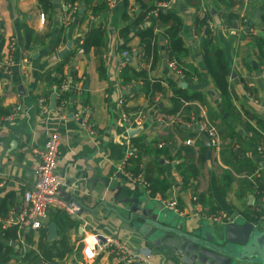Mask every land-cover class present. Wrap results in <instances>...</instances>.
<instances>
[{
  "label": "crops",
  "instance_id": "obj_1",
  "mask_svg": "<svg viewBox=\"0 0 264 264\" xmlns=\"http://www.w3.org/2000/svg\"><path fill=\"white\" fill-rule=\"evenodd\" d=\"M50 1L53 6L45 8L40 0H0V113H9L17 104L23 109L13 121L0 125V218L6 216L1 211L3 204L8 213L14 205L20 204L24 191L34 184L39 161L34 150L43 147L52 133H57L60 139L61 150L56 163V175L63 179L60 193L66 199L76 200L82 209L78 218L65 212L71 225L64 228L63 212L60 215V209L50 208L47 226L55 223L57 239L49 240L47 227L20 232L12 243L19 253L5 264H41L23 260L22 253L38 251L42 239L49 244L58 245L63 241L66 245L62 258L54 256L57 264H120L111 251L91 261L82 259L84 240L96 239L95 235L121 240L139 256L148 258V264H181L177 260L167 261L165 252L145 241L126 221L127 209L133 205L130 199L143 200L147 195L157 205L164 206L176 226L183 224L188 230H196L206 223L211 226L228 223L209 219L221 212L232 218L247 219L256 207L264 209V203H260L253 191L245 193L241 187L243 177L256 179L254 173L258 168L261 176L264 172L258 143L246 128L249 125L259 129L256 116L264 122V57L257 40L264 42L261 18L264 0H195V4L171 0L169 8L178 11L183 21L186 53L182 63L187 68H195L198 74L181 79L169 67L166 40L160 37L162 57L149 70V77L161 78L165 91L153 100L146 97L141 83L126 84L120 77L128 63L136 70L150 65L143 57V43L138 35H119V29L128 23L123 19L126 8L122 0H109L111 9L97 17L92 16L85 3L97 5L101 0H80L76 11H70L62 0ZM129 1L127 12L133 18L139 2ZM232 12L238 17L245 14L248 23L242 25L237 18L233 27L224 24L223 14ZM205 15L213 23L210 29L214 48L223 51L228 59L230 74L226 79L232 92L229 109L223 108L222 98L203 62L204 36L196 32L195 20ZM150 23L146 21L141 28ZM99 25L105 30L104 44L80 52L82 39L91 26ZM165 29L158 27L155 31L160 36ZM122 43L130 47L126 55L120 50ZM9 55L15 61L12 66L3 62ZM66 57L63 72L68 82L65 92L70 99L60 114L56 107L61 104V95L53 89L54 85H49L48 79L58 75L57 69ZM170 77L181 87L203 94L204 102L184 101L176 114L167 113L174 95L168 86ZM40 96L49 100L48 113H42L39 108ZM121 98L125 99L123 105ZM195 105L198 109L188 114L187 108ZM201 107L220 131L221 149L208 145L206 134L197 124L186 125L193 113L199 114ZM85 108L91 112L90 130L76 117V113ZM122 112L132 117V125L123 120ZM210 113L216 114L214 119ZM262 133L264 135V128ZM188 140L192 144H187ZM128 141L139 145L138 154L142 151L143 175L155 184L154 195L149 188L132 182L122 173ZM231 150L258 165L253 175ZM171 199L177 202L180 212L168 208L166 202ZM157 208L154 206V212L159 210ZM3 231L0 222V239ZM25 233H29L31 239ZM20 236L25 237L24 244L19 241Z\"/></svg>",
  "mask_w": 264,
  "mask_h": 264
},
{
  "label": "trees",
  "instance_id": "obj_2",
  "mask_svg": "<svg viewBox=\"0 0 264 264\" xmlns=\"http://www.w3.org/2000/svg\"><path fill=\"white\" fill-rule=\"evenodd\" d=\"M42 5L45 8L52 7L53 4L50 0H40ZM65 4L71 5L70 11L73 10V6H75L80 0H62ZM139 2V8L135 13V16L132 18L130 14L127 12V8L130 6L129 0H122L121 4L126 8V11L123 13V19L128 21V23L122 26L119 29L120 37H128V35H138L143 43L144 54L143 57L146 60V63L150 64L149 67H145L141 70L134 69L129 63L121 70L120 77L122 78L123 83H131L132 81H137L140 86H142V91L149 99L153 100L154 97L158 93H164L165 88L162 85L161 78H151L149 77V70L153 69L160 58L162 57L160 53L159 40L160 37L163 40H166V55L168 61H176L178 68L181 69L185 75V77H191L197 75V70L192 66H185L182 63L183 55L186 53V47L184 46V40L182 37V27L183 21L182 17L178 13V11L173 9H164L161 7V3L170 2L171 0H137ZM188 4H195V0H186ZM234 2V1H233ZM88 4V10H91V14L93 17L101 16L108 12L111 9L109 0H101L97 5L89 4V1L85 3ZM84 18V15L83 17ZM238 16L235 13L223 14L224 24L233 27L237 22ZM262 21L264 23V15L261 16ZM146 21H150L151 25L145 26L141 28L142 24L146 23ZM208 15L203 17H198L195 20V28L196 32L199 34L204 26V37L202 39V56L203 62L207 68L208 74L212 78L218 93L222 98V105L224 109H229L231 107L232 101V92L229 87V83L227 81V76L230 74L229 63L226 55L223 51L214 48L213 46V37L211 33V29L207 26ZM158 27H165V31L162 35H157L155 29ZM82 47L84 51L89 50L91 47H100L104 44L105 40V30L102 25L99 26H91L90 30L84 37ZM259 41V49L261 51L262 56L264 57V42L261 39H257ZM120 50L129 51L130 47H128L125 43L121 44ZM68 61V57L64 58L63 63L59 65L57 72L58 75L55 77L51 76L48 79L49 85L52 87L53 85H61L67 78L66 74L63 72V67L65 62ZM264 71V66H263ZM168 86H170L174 92L172 96L173 105L167 113L176 114L181 107L183 106L184 101H200L204 102V96L200 92H191L188 89L181 87L180 84L173 78H168ZM60 98L62 100L70 99V96L64 91L61 93ZM197 106H192L187 108V113L189 114L191 110H195ZM198 109V108H197ZM185 111V113H186ZM4 114L8 112H2ZM215 113H210V117L214 119ZM255 115H253L254 117ZM258 119L259 129L252 128L249 125L246 127L248 133L252 135L255 141H257L258 146L264 147V135L262 130L264 128V122L256 116ZM227 131V130H225ZM229 135H233L229 133ZM136 141V140H135ZM137 142V141H136ZM139 144V143H138ZM139 147V145L136 144ZM231 154L239 158V162L245 164L249 167V172L253 175L255 169L258 165L252 164L251 162H247V159H242V156L237 152L231 150ZM141 155L142 151L140 150L138 156L132 157L130 161L125 166V169L131 173L133 176H138L141 173L145 174L144 167L141 166ZM240 156V157H238ZM147 174V172H146ZM146 181L149 183L150 194H155V184L145 175ZM242 183V191L245 193L250 190L253 191L257 197L260 198L261 194L264 192V172L261 177H256V179H251L249 177H243L241 180ZM6 204L4 203L1 211L3 215L7 214ZM63 212V215H61ZM252 211L251 213H253ZM248 215L249 220L256 221L257 218L253 215ZM264 213V209H263ZM60 215L62 218V225L64 228H69L71 225V221L69 216L63 211L60 210ZM257 217L260 213H256ZM20 230L17 227H9L4 229L2 232V239H0V264L7 263L12 257H15L19 251L16 250L15 246L12 244L15 242L19 236ZM24 234V233H23ZM26 237L31 239L29 233H25ZM24 235V236H25ZM42 236H44V232H42ZM60 243L56 245V242L53 244H49L45 242L43 239L40 241V245L38 251L30 250L23 254V260H30L31 262H39L41 264H57L54 260V256L62 258L65 255L66 245L63 244V241H59ZM64 247H61V246ZM60 250V252H59Z\"/></svg>",
  "mask_w": 264,
  "mask_h": 264
},
{
  "label": "built area",
  "instance_id": "obj_3",
  "mask_svg": "<svg viewBox=\"0 0 264 264\" xmlns=\"http://www.w3.org/2000/svg\"><path fill=\"white\" fill-rule=\"evenodd\" d=\"M164 9L169 8V2H163L160 4ZM71 5H69L70 7ZM76 5L73 6V11H76ZM135 10V9H134ZM239 23L245 25L248 23V19L245 14H241L238 17ZM207 26L212 28L213 23L207 21ZM204 26L203 30L199 33L200 36H204ZM1 34V26H0ZM12 51L16 49V43L14 39L11 41ZM80 52H84V49L80 48ZM124 55L127 52H123ZM27 61V58H25ZM7 65H14V59L12 56H8L5 59ZM2 65V63H0ZM169 67L181 78L184 79L185 75L181 69L178 68L176 61H169ZM68 88V82L65 80L61 85H54L53 89L58 92V96L61 95L63 91ZM68 99L61 100V104L56 107L57 113L62 114L64 105L67 103ZM125 99H120V104L123 105ZM38 105L42 113L49 112V100L45 96H40L38 98ZM23 111L20 104L14 105L11 111L7 114L0 113V125L9 123L13 119L21 114ZM91 112L88 108L82 109L76 113L77 119L80 121L82 126L90 130L89 119ZM123 120L129 124H133L132 117L126 112H122ZM139 120L136 119V123L139 124ZM194 124L203 131L210 139L211 144L218 149L222 147L221 135L218 127L213 123L207 115V111L201 107L199 114L193 113L191 121L186 122L187 126L192 127ZM128 150L126 152L125 158L122 163V173L128 177L132 182L140 183L146 188L149 187V183L145 180L143 173L138 176H133L129 173L125 166L130 161L132 157L138 156V148L134 143L128 141ZM187 144H192L191 140L187 141ZM161 146V144H160ZM60 139L57 133H52L46 140L45 144L41 148H36L34 152L38 157V164L35 168V182L24 191L21 202L19 205H14L6 214L4 219L0 218L2 222L3 229L9 227H17L20 232H26L29 230H39L47 227L48 223V211L50 208H57L66 212L69 216L73 218H78L79 212L81 211V205L72 199L64 198L60 193V182L56 175V163L60 155ZM258 150L263 156L264 160V147L258 146ZM255 177L261 176V169L258 168L255 173ZM260 203H264V192L259 198ZM168 208L174 212H180L177 208V202L173 199L166 202ZM256 213H260L257 217ZM257 218L256 221H252L258 227L264 228V213L262 207H256L254 212L251 213ZM214 222L224 223L231 222L235 220L226 213H218L209 217ZM96 239L84 240V245L82 247V259L84 261H91L96 259L97 256L104 253L105 251H111L114 259L120 264H148V258L139 256L136 251L128 244L122 242L121 240L112 236H101L95 235ZM20 242L24 244L25 237L20 236ZM23 252H26L25 247H23ZM91 253V255L89 254Z\"/></svg>",
  "mask_w": 264,
  "mask_h": 264
},
{
  "label": "water",
  "instance_id": "obj_4",
  "mask_svg": "<svg viewBox=\"0 0 264 264\" xmlns=\"http://www.w3.org/2000/svg\"><path fill=\"white\" fill-rule=\"evenodd\" d=\"M205 139L210 146L207 135ZM62 180L58 178L61 185ZM130 200L133 205L127 209L129 217L126 221L145 241L165 252L167 261L177 260L181 264H264V228L249 219L235 217L234 221L219 226L206 223L196 230H188L183 224L176 226L173 216L163 205L151 201L150 196L143 200ZM154 206L159 210L154 212ZM47 228L49 240L57 239L55 223L51 222Z\"/></svg>",
  "mask_w": 264,
  "mask_h": 264
},
{
  "label": "snow or ice",
  "instance_id": "obj_5",
  "mask_svg": "<svg viewBox=\"0 0 264 264\" xmlns=\"http://www.w3.org/2000/svg\"><path fill=\"white\" fill-rule=\"evenodd\" d=\"M91 255V253H89Z\"/></svg>",
  "mask_w": 264,
  "mask_h": 264
}]
</instances>
